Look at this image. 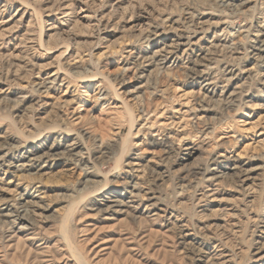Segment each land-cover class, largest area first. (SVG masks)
Instances as JSON below:
<instances>
[{
    "label": "rangeland",
    "instance_id": "374dc122",
    "mask_svg": "<svg viewBox=\"0 0 264 264\" xmlns=\"http://www.w3.org/2000/svg\"><path fill=\"white\" fill-rule=\"evenodd\" d=\"M263 35L264 0H0V264H256Z\"/></svg>",
    "mask_w": 264,
    "mask_h": 264
},
{
    "label": "bare ground",
    "instance_id": "6f19581e",
    "mask_svg": "<svg viewBox=\"0 0 264 264\" xmlns=\"http://www.w3.org/2000/svg\"><path fill=\"white\" fill-rule=\"evenodd\" d=\"M61 1V0H60ZM68 1V0H67ZM63 10V9H62ZM69 17V16H68ZM51 24V23H50ZM49 24V25H50ZM51 27V26H50ZM52 29V28H51ZM264 36V35H263ZM146 38V37H145ZM193 38V37H192ZM260 38V37H259ZM259 38L256 39V41H254V43L252 44V46H250V53L253 56H257L261 57L262 54H264V40H260ZM220 40V39H219ZM173 41V40H172ZM194 42V41H193ZM213 42V41H212ZM173 43V42H172ZM177 43V42H176ZM180 43V42H178ZM191 43V42H190ZM193 44V43H192ZM174 45V44H173ZM176 45V44H175ZM169 46V45H168ZM171 46V45H170ZM210 46V45H209ZM214 46H216L214 44ZM167 47V46H166ZM171 48V47H170ZM172 49V48H171ZM207 49V48H206ZM216 49V48H215ZM232 49V48H231ZM210 50V49H209ZM172 51V50H171ZM185 51V50H184ZM211 51V50H210ZM206 53V52H205ZM204 53V54H205ZM206 54L203 57H200L199 59H201V61L205 60L208 61L210 59H208L210 56H208ZM170 58V52H167L165 50V47L159 50L154 51L151 56L147 57V60L145 61V63L148 66H156V68L160 69V70H167L168 67L166 66L168 60ZM146 59V58H145ZM214 59V58H213ZM195 61V60H194ZM199 61V60H198ZM261 66L264 67V57H262L261 59ZM156 71V70H155ZM224 75H230L231 74V70L229 67L225 68L223 71ZM166 73V72H165ZM235 76V75H234ZM231 79V77L229 78ZM211 83H206V85H210ZM261 84L264 87V75H262L261 77ZM208 92V91H207ZM163 143V142H162ZM77 145V144H76ZM74 143L68 145V147H70V151H73L77 146ZM75 155V154H74ZM191 155V152H188L186 154L187 157H189ZM24 167V166H22ZM45 167V165L42 166V168ZM201 169V168H200ZM202 170V169H201ZM204 170V169H203ZM197 173V172H196ZM85 175H90V177H95L96 178V174L92 171V170H85L84 171ZM198 175V174H197ZM200 175V174H199ZM204 175V174H203ZM213 175V174H212ZM104 184V182H103ZM102 188H104L103 186L100 189H96L95 193V198L93 199L92 203V208H94L95 210H98L100 213H102L103 215L106 216V212H111L114 214H123L126 213L128 210H139L140 209V204L138 202V195L136 193V190L134 187H131L128 191H125V195L124 197H117V196H109V194H107V191H102ZM94 196V195H92ZM208 196V195H207ZM21 201V205L23 208V211H21L18 214L15 215H11L10 218H12V223H16L18 225L17 227V231L18 232H23L24 230L28 229L29 226V221L27 220V216H26V212H28L24 207H29L31 206L33 203L31 202V200H28L26 198L22 199L20 198ZM8 217V218H9ZM261 230V229H260ZM262 240L264 241V227H263V231H262ZM261 243V242H260ZM261 248H259V252L258 255L259 258L257 259V263L256 264H263V260H264V243L262 244V246H260ZM258 249V248H257ZM256 249V250H257ZM204 257V256H202ZM205 258V257H204ZM199 259V258H198ZM256 259V258H255ZM208 260V259H207Z\"/></svg>",
    "mask_w": 264,
    "mask_h": 264
}]
</instances>
